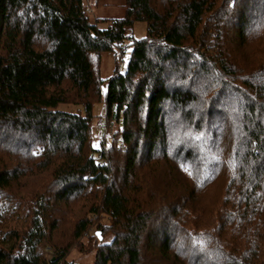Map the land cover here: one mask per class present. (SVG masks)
Returning a JSON list of instances; mask_svg holds the SVG:
<instances>
[{"label":"trees","instance_id":"trees-1","mask_svg":"<svg viewBox=\"0 0 264 264\" xmlns=\"http://www.w3.org/2000/svg\"><path fill=\"white\" fill-rule=\"evenodd\" d=\"M123 7L0 0V264H264V0Z\"/></svg>","mask_w":264,"mask_h":264},{"label":"rangeland","instance_id":"rangeland-1","mask_svg":"<svg viewBox=\"0 0 264 264\" xmlns=\"http://www.w3.org/2000/svg\"><path fill=\"white\" fill-rule=\"evenodd\" d=\"M84 4L87 9V14L89 16V20L93 22L96 18H105V19H115L120 18L124 12V0H84ZM201 10H194V18H198ZM146 26L144 23L137 22L133 26V38L138 40L145 36ZM130 33V31H128ZM126 47L116 49V53L114 56L112 54H103L101 57V67H100V76L103 80L102 88L104 89L107 81L114 74H122L126 69V64L129 58V50H125ZM199 50L200 57H203V60L207 59V55L212 56V52L207 49ZM192 53V52H191ZM118 59V60H117ZM60 110L64 111H75V108L69 107L66 105H60ZM93 116L94 119L92 121V132H91V144L94 147H98L99 139L105 131L104 127V110L103 106L100 104H96L93 106ZM102 127V130H101ZM106 137L109 134L105 133ZM71 208L77 211L79 214L80 206L77 208V202L70 204ZM13 208V207H12ZM86 245V242H84ZM52 247L45 241L40 243L37 247V251L45 258H48L52 255ZM71 261L76 264H92L94 260V254H83V252L78 251V249H73L68 257Z\"/></svg>","mask_w":264,"mask_h":264}]
</instances>
